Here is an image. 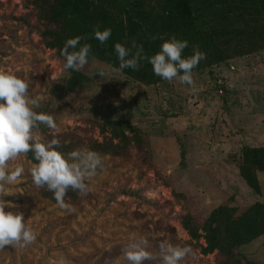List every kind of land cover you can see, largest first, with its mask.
Here are the masks:
<instances>
[{"label": "rangeland", "instance_id": "rangeland-1", "mask_svg": "<svg viewBox=\"0 0 264 264\" xmlns=\"http://www.w3.org/2000/svg\"><path fill=\"white\" fill-rule=\"evenodd\" d=\"M163 3L105 0V7L159 13ZM45 8L35 0H0V70L26 79L30 100L39 104L35 110L53 116L55 138L70 152L104 142L115 122L128 145L121 155L97 151L104 170L87 182L86 196L66 199L72 211L34 186L28 153L11 161L22 173L5 197L15 207L5 210L23 212L37 240L24 249H0V264H58L60 257L67 264H104L106 258L127 264L121 248L132 236L147 238L153 255L168 241L192 247L194 254L181 264H217L218 251L201 250L205 220L223 205L241 224L264 206V170L253 172L257 186L241 173L245 154L264 153V0L187 1L188 24L200 27L204 40L188 44L183 56L194 48L206 54L193 69L195 96L178 81L117 74L92 54L79 72L65 70L62 49L43 36ZM171 36L161 35L160 43ZM159 49L147 47L144 54ZM97 67L108 75L94 76ZM36 133L42 141L53 138L43 124ZM235 255L236 264H264V234Z\"/></svg>", "mask_w": 264, "mask_h": 264}, {"label": "clouds", "instance_id": "clouds-1", "mask_svg": "<svg viewBox=\"0 0 264 264\" xmlns=\"http://www.w3.org/2000/svg\"><path fill=\"white\" fill-rule=\"evenodd\" d=\"M110 36V28L101 30L99 25L96 26L94 39L104 44ZM81 39L77 36L65 41L61 50L65 70L79 72L88 64L91 45H80ZM187 47V41L171 36L164 40L157 53L147 56L143 46L135 41L130 46L116 43L114 52L119 65L115 71L119 74L125 69L138 70L140 62L146 60L155 76L168 82L178 81L188 86L190 94L195 96L198 88L193 79V69L206 59V54L194 48L193 54L185 57L183 52ZM97 74L101 78L108 75L103 67H97L94 76ZM38 107L39 104L29 98L26 79L14 72L0 70V249L5 246L24 249L37 240V233L29 227L23 212L5 210L15 207L5 197L12 195L8 186L14 185L22 173L20 167H10L11 161L22 154L33 153L32 183L51 192L59 207L68 211H72L64 200L68 190L86 196L90 191L87 182L104 170V158L95 150L81 147L68 153L61 151L60 141L55 138L58 131L56 121L52 115L37 112L35 109ZM38 124L51 130V140H41L36 133ZM158 249V254L153 255L147 238L132 236L121 248V254L127 264H145L154 259H158L160 264H181L194 254L191 246H178L168 241H161ZM58 264H67L66 258L60 257ZM104 264H116V261L106 258Z\"/></svg>", "mask_w": 264, "mask_h": 264}, {"label": "trees", "instance_id": "trees-1", "mask_svg": "<svg viewBox=\"0 0 264 264\" xmlns=\"http://www.w3.org/2000/svg\"><path fill=\"white\" fill-rule=\"evenodd\" d=\"M163 1L164 10L154 13V11L149 12L144 4L145 9L135 7L132 10L120 12V5L105 7V0H35L39 7H46L41 19L46 23L43 36L48 45L61 50L67 39L79 36L82 37L80 45H91L90 54L117 68L119 61L114 52L116 43L130 46L135 41L145 50L147 47L161 45L160 36L163 34L166 37L172 34L178 39L187 41L188 44L196 40H204L199 37L201 28L188 24L189 13L185 12V4L188 0ZM97 25L101 30L111 29V36L104 44L93 38ZM173 31L175 34L172 33ZM123 72L136 74L139 78L160 80L153 74L152 66L149 67L146 60L140 62L138 70L125 69ZM119 124L115 122V125L111 126L110 138L102 143L92 142L91 149L112 155L123 154L127 149L129 137L123 130L119 131ZM107 129L103 127L102 131L105 132ZM116 139H119V142H115ZM70 149V145L61 144V151L70 152ZM258 153L256 149H253L252 152L245 154L241 166V173L251 186H257L253 172L264 170V153L262 150H260L261 154ZM28 155L35 162L33 153L29 152ZM44 195L56 202L53 194L46 189H44ZM78 197L76 192L69 189L64 200L75 201ZM235 216L233 208L222 205L215 209L203 223L202 231L206 245H201V250L204 254L218 251L221 260L217 264H236L237 249L264 234V206L241 224H236ZM191 235L196 239L200 237L199 234L191 233Z\"/></svg>", "mask_w": 264, "mask_h": 264}]
</instances>
